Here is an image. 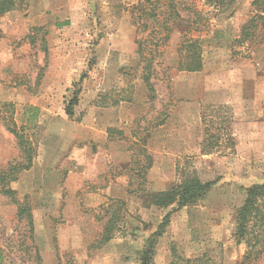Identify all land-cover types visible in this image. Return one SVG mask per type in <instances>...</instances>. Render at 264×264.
<instances>
[{"label": "rangeland", "instance_id": "obj_1", "mask_svg": "<svg viewBox=\"0 0 264 264\" xmlns=\"http://www.w3.org/2000/svg\"><path fill=\"white\" fill-rule=\"evenodd\" d=\"M175 1L182 19L201 30L194 36L201 72L178 70L187 61L179 52L186 22L168 37L142 31L131 13L137 0H27L0 17V172L24 159L11 130L37 151L32 168L9 186L31 210L33 232L0 186L2 264H139L168 214L156 264L174 256L264 264V245L246 262L247 247L234 238L246 189L264 181L262 26L239 42L260 14L256 0ZM158 42L152 99L136 53L138 43L149 53ZM84 73L69 119L65 103ZM206 128L227 129L233 144L222 131L219 148L202 155ZM145 149L153 165L142 179ZM189 170L214 183L202 204L144 205L147 193L170 189ZM111 183L121 191L98 193ZM116 210L121 230L100 244Z\"/></svg>", "mask_w": 264, "mask_h": 264}, {"label": "trees", "instance_id": "obj_2", "mask_svg": "<svg viewBox=\"0 0 264 264\" xmlns=\"http://www.w3.org/2000/svg\"><path fill=\"white\" fill-rule=\"evenodd\" d=\"M26 1L27 0H0V17H3L13 11L21 10L26 4ZM254 5L258 8L260 14L243 28L242 37L239 39V42L241 43L253 38L258 25H261L264 30V0H256ZM131 13L134 24L138 26V29L147 31L153 28L154 31H157L156 34L158 36L162 32H165L166 37H168V35L173 31L178 29L181 30L180 28L182 23L186 22V26L188 27H184L185 29L181 31L184 42L181 44L179 52L184 55L187 61L183 62L180 60L178 63V70L189 73L202 71L203 59L201 41L199 38L194 37L195 34H199L201 30L199 27L194 28L193 26L195 24L193 22L191 23L189 20L182 19L180 8L175 0H137V3L132 8ZM188 24L193 25L189 27ZM29 39L33 40V37L30 35ZM159 41L161 42L162 39H159ZM159 44V42L156 43L153 50H149V53H146L143 44L138 43V51L136 53L138 59L144 65L142 68V76L148 91L152 93V99L154 98L155 92L152 80L157 74L154 67L158 65V63H156V58L159 56L158 50L161 47ZM161 45H163V42ZM88 68V71L91 70L90 66ZM86 76L87 74L85 73L82 75L80 81L74 85V90L71 91L70 97L66 100L65 113L69 119H72L75 116L74 109L79 103L80 94L82 92L81 84L85 80ZM210 130L211 129L206 128L205 134L207 138L202 144V155H210L219 148L222 131L225 134L227 133L226 136H228V130L225 128H216V130L220 131L219 134H214ZM11 132L17 138L18 146L22 154H24V159L23 161L15 164L8 165L6 169L0 172L1 191L4 195L10 197L13 202L19 205L18 217L20 219H25L31 228V232H33V217L31 210L28 208L26 203H18L15 197L16 192L9 188V186L12 182L18 180V175L21 172L28 171L32 168L37 151L31 141H27L25 137L19 135L15 130H11ZM227 140L233 144L230 136H228ZM144 152L146 155V163L143 167L144 173L142 179H144V174L147 173L153 165V160L147 153L146 149ZM180 179L181 180L179 182L173 184L170 189L166 191L147 193L145 195L144 205L149 208H156L159 211H165L171 207L174 208V211H179L186 207L202 204L214 187L213 182L203 181L195 170L183 172L180 174ZM122 204L123 206L125 205L124 202H122ZM118 212L119 210H116L106 224L99 241L100 244L109 243L114 238L115 232L121 230L117 224L119 221L117 216ZM170 217L171 214L166 215L162 223L158 226L156 232L148 239L142 260L139 264H156L154 262L155 247L158 240L165 234L170 224ZM234 238L238 244L243 243L246 245V262L251 261L252 258L256 255L258 256L260 253L258 249L264 245V181L253 184L246 189L245 201L237 211L235 217ZM0 264H2L1 255ZM171 264L217 263L204 259L193 260L174 256Z\"/></svg>", "mask_w": 264, "mask_h": 264}, {"label": "crops", "instance_id": "obj_3", "mask_svg": "<svg viewBox=\"0 0 264 264\" xmlns=\"http://www.w3.org/2000/svg\"><path fill=\"white\" fill-rule=\"evenodd\" d=\"M97 109V108H96ZM100 109V113H102L103 108H99ZM99 112V110H98ZM121 182V181H120ZM122 186L120 185V183H117V185H114L113 183H111L107 189L105 190H98V193H104V194H108L109 196H112L111 194H115L116 192H120L121 191ZM94 200H99V196H96ZM102 202V201H100Z\"/></svg>", "mask_w": 264, "mask_h": 264}]
</instances>
